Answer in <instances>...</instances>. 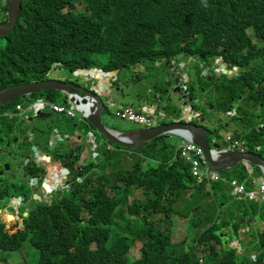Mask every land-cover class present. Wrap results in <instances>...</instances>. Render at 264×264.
Returning a JSON list of instances; mask_svg holds the SVG:
<instances>
[{
	"label": "trees",
	"instance_id": "trees-1",
	"mask_svg": "<svg viewBox=\"0 0 264 264\" xmlns=\"http://www.w3.org/2000/svg\"><path fill=\"white\" fill-rule=\"evenodd\" d=\"M3 10L0 23L8 21L7 2ZM4 39L0 90L46 81L56 67L101 68L119 74L137 64L150 68L169 63L173 56L179 61L186 55L221 56L227 70L237 66L240 74L232 79L222 69L213 74L227 76L220 79L225 92H230L225 93L228 100L240 98L247 106L237 109V123L243 129L236 137L252 150L260 146L264 157V117L257 118L254 111L256 107L264 111V0H22L16 27ZM187 70L194 82L202 79L203 69ZM236 83L238 95L231 89ZM44 92L54 102L57 92ZM38 95L31 96L36 100ZM13 102L14 107L24 103ZM168 136L154 137L136 150L110 142L113 148L103 150L106 160L121 152L138 158L127 171L107 180L94 172L104 163L83 166L75 150L79 145L66 150L62 156L72 189L52 205H38L10 227L0 218V264H19L26 245L35 249L36 264H260L264 230L257 228L248 242L239 232L245 220L264 221V204L259 202L224 203L228 206L217 209L211 225L208 216L190 220L195 229L192 240L174 238L169 222L176 214L184 215L174 209L181 191H186L184 197L192 207L202 189L214 196L228 193L232 180L241 183L248 175L245 165L239 164L232 175L221 172L225 181L207 186L193 177L190 163L177 154L179 146L174 151L164 141ZM149 162L157 164L152 167ZM254 173L262 176L258 167ZM251 186L248 182L246 188ZM135 189L143 197L129 200ZM202 218L206 228L200 226ZM227 238L230 244L225 243ZM136 242L141 245L139 258L132 259L129 253Z\"/></svg>",
	"mask_w": 264,
	"mask_h": 264
},
{
	"label": "rangeland",
	"instance_id": "rangeland-1",
	"mask_svg": "<svg viewBox=\"0 0 264 264\" xmlns=\"http://www.w3.org/2000/svg\"><path fill=\"white\" fill-rule=\"evenodd\" d=\"M6 0H0V6H2L3 8L6 6ZM80 8V7H79ZM7 46V40L2 38L0 39V47L4 48ZM260 61V59L258 60ZM258 61L256 60L254 62V64H257ZM168 68V64L167 62L164 63H160L158 66L157 65H152L150 68H144L141 65H134L131 66L130 69H123L120 73V77L123 79L125 78V74H130V77L132 76V78H130V84H132L133 87H140V93L139 96L137 97L136 95L128 97L125 100H120L118 103H120L121 105H133L136 109L137 108H142V113L145 116H149L151 115L152 112V107L156 108L157 110H162L163 106L162 105H156L153 106V102L157 99L155 96L158 93L157 91L159 90L160 87H162V83L164 81V77L162 76V74L164 73L165 70H167ZM238 68V67H237ZM232 68V75L233 77H237L240 74V70L239 68ZM84 69L85 68H78L76 70H70L64 67H56V68H52V73L53 71H57L58 73V77H54V78H58V79H68L71 81H75L77 83H79L80 85H84L87 86L88 88H95V90L97 92H100L101 89L103 88L104 85H107V87L110 85L108 83H103L101 82L102 80H98L95 79L93 77H87L84 74ZM95 71H100L102 70L101 68H92ZM199 71L202 68H198ZM111 71H114V73L111 74ZM147 71H149V76L153 75L157 78H163L162 81L160 82H154L153 85L157 87L154 88V86L150 85V81H148L147 78ZM219 71V69L217 70ZM51 73V75H52ZM215 73L214 69H211V74L214 75V81H213V77H211V80H209L208 78L206 79L205 73H201V78L199 80V82H194L192 77L191 79L188 81V85L190 87L192 96L191 98H201L203 100V104H199L196 102L191 103V106L193 107V112H191L189 107H183V111H181V108L178 107V105L176 104H171L169 103V107L166 109V112L168 114V119L165 121H160L157 122L158 124L163 123V122H169L170 119V114L173 113L176 116H173L174 119H185L188 114H191L192 118H194V120L196 121L195 124H199L200 120L199 115H202V113H204L207 117V129L210 135V139L214 140L216 138V136L212 135L211 130L214 129V126L217 124H221L220 126V135L219 137H226V133L229 131V129L232 127V130H234V133H236L237 131L240 132V127L238 126L237 123V114H239L237 112V109L240 106L243 107H247L245 106L244 101L242 102L241 99L239 98L238 100H235V98H233L232 100H228L227 95H225V93L229 94L230 96V92H225V89H223V84L224 83L221 79H225L227 76L226 75H221L219 76L220 78H218L217 74H213ZM115 74V70H110L109 73L106 76H111ZM192 76L193 74L190 73ZM229 74V73H228ZM50 75V77H51ZM139 77V80H136V77ZM146 79V80H145ZM144 81L146 84H141V82ZM151 86V87H150ZM238 86V84H234L232 86V92L234 93V95H238V92H241L238 88L237 90H235V88ZM202 87V88H200ZM150 88L152 89V95L147 94L146 90ZM103 90V89H102ZM57 92V91H56ZM44 93V92H42ZM184 93V92H183ZM223 94V95H222ZM188 97V96H187ZM228 101H226V98ZM240 97V96H239ZM16 99H21V98H16ZM63 95L60 92L55 93V97H54V103H58V104H63ZM15 100V99H13ZM13 100L6 104L5 108L0 107V113H4L5 111L8 112H13L15 107H14V102ZM34 99L31 96L28 101H23L25 106H28L31 102H33ZM12 103V104H11ZM117 103V104H118ZM176 106L177 107V113L175 114V108L173 107ZM69 106V103L66 104V107ZM152 106V107H151ZM171 107V108H170ZM224 107V109H223ZM185 108V109H184ZM229 110V112L232 111V115L234 116H226V114H228L229 112H227V110ZM246 110H249V112H252L253 109L251 108H247ZM254 111L257 113V118L258 117H264V111L262 108L256 107L254 109ZM118 105H116L115 107L107 110V112L104 114V122L110 126L113 127H117L119 130L122 131H127L129 129H133V128H137L138 126L130 123L127 120L122 119L119 114H118ZM45 114H50L49 118H34L31 122L25 123L23 124L26 128V130H31V132H34V134H36V136H40V135H44V131L46 129L47 126L53 127V129H56L57 134H61L59 132V130L63 133L62 128L64 129L65 126H68L69 128L67 129L68 133L70 134V139L66 142H60V144H62V147H58L55 149V152L58 154V156L61 159H65V156H62V152L63 150H65L63 153H66V150L69 151L70 148L72 146H75L76 144L79 145V147H76L75 150H79L80 152V159H79V164L85 166L86 163H88L89 165H91L90 163H95L96 165L99 164V160L98 162H96L95 158L90 156V152L87 149V147L84 145V140L81 139H77V135L74 134V130H72V128L70 126H72V122H77L79 119V112H76L77 114V118H68L67 116H63L61 114H57L54 112H51L48 108L46 109V111L44 112ZM212 113V114H209ZM30 115H32V113H30ZM153 116V115H152ZM240 116V115H239ZM156 121V119H155ZM155 125H158V124ZM229 124V126H228ZM21 124V119H16L13 120L11 118H2L0 121V131H4L3 133H0L1 138L6 137V141L4 143V147L6 146V144L8 142L11 143H16L13 140V136H17L13 134V131L16 130V128L20 127ZM59 129V130H58ZM225 131V133H224ZM49 134H45L44 136H48ZM212 135V136H211ZM218 137V138H219ZM101 135H98V145H97V153L99 152V159L101 157V162L104 163L103 167H96L94 172L96 174V176H100L103 177L104 179H109V177H113L114 174H118L120 172L123 171H127L137 160V156H131L128 157L125 153L121 152L120 154H115V156H112L111 160H106L105 156L103 155V150L106 148L107 146V141H103L101 139ZM164 141L169 143L171 145V149H173L175 151V149L177 148V146H180L181 144V137H177V136H171L169 135L168 137L164 138ZM72 142V143H71ZM159 142V141H158ZM20 143V142H17ZM32 141H28L25 143V148L24 150L27 153H32L34 150L32 148L31 150V145H32ZM51 148L52 147V142H49ZM12 144V145H13ZM12 145L10 147H12ZM71 145V146H70ZM6 149H9L7 147H5ZM11 149V148H10ZM12 152V151H11ZM82 152V153H81ZM13 153V152H12ZM94 153V151H93ZM14 154V153H13ZM50 155V154H49ZM51 156V155H50ZM1 160H0V164H2L3 160H4V156L0 155ZM91 157V158H90ZM7 159V158H5ZM56 159V158H54ZM146 163L145 166L143 165V168H146ZM155 163L154 162H149V166H154ZM244 165V164H243ZM109 173V174H107ZM225 174L227 175H232V171H226ZM1 179V178H0ZM2 179H4L2 177ZM15 181V180H12ZM18 181H20L18 179ZM77 183V182H76ZM63 196H66L65 191L63 190ZM19 191L15 192L14 195L15 197L19 195ZM25 195L28 196L29 201H32V193L31 192H24ZM172 194V193H171ZM192 194V191H189V196ZM169 195V193L166 194V196ZM175 195V193H174ZM186 195V191H181L178 197V203H177V207H174V209L178 212H182V214L184 215H177L175 217H172V221L169 222L170 224H172V230H173V235L174 238H177L179 240H182V238L188 237V240L192 238H194L195 236V229L191 223L190 220L197 218L198 215H201L203 218L204 216H208V221H209V225H211L215 219L218 217L217 215V209L219 207H221L223 210L224 208H226V206L228 205H223L224 203H229L234 200H238L237 198H235L232 195V191L229 193H222L221 195L216 194L215 196L213 194H207V191H204L202 189V191L200 192L198 198L195 200V203L193 204L192 207H190V205H188L189 201L186 200V198L184 197ZM142 194L141 191L138 189L132 190L131 194L129 196V200H132L133 198H142ZM233 197V198H232ZM10 198H12V196L10 195ZM214 200V201H213ZM199 201L198 206H196V202ZM240 201V200H238ZM247 201V200H244ZM249 202V201H248ZM5 208L7 209V205H5V200L2 201L0 203V208ZM240 210H237V213H239ZM241 214V213H240ZM222 216H225L224 212H222L221 214ZM220 215V217H221ZM11 217H9L7 214H4L2 221L6 222V219H12L13 216H15V214L13 212H11L10 214ZM163 214H159V218L162 217ZM7 217V218H6ZM202 218L203 223L200 225L204 228H206V222L205 220ZM184 222L181 225V228H179L180 230H178V224ZM264 225V222H262ZM7 227H10L11 224H13V222L9 221L6 222ZM261 223H258V227L260 228ZM20 227V226H18ZM12 228V232L17 231V228ZM204 228H201L204 229ZM9 229V228H8ZM256 231V229H251V231H249V233L247 234V239L248 240H252V235L253 233ZM221 236V234H220ZM243 237V235L241 236ZM222 238V237H221ZM246 238H244L245 241H247ZM229 240L228 238L226 239V241ZM225 241V243H226ZM190 244H192V241L189 242ZM235 244H237L236 242H234ZM240 243L242 244L243 242L240 241ZM140 243L136 242L132 248L130 249V253L129 256L132 259H137L139 258V251H140ZM182 247V246H181ZM22 252H23V257H21V260H19V264H36L37 262V257H36V251L35 249H33L30 245H26L22 248Z\"/></svg>",
	"mask_w": 264,
	"mask_h": 264
},
{
	"label": "water",
	"instance_id": "water-1",
	"mask_svg": "<svg viewBox=\"0 0 264 264\" xmlns=\"http://www.w3.org/2000/svg\"><path fill=\"white\" fill-rule=\"evenodd\" d=\"M8 3V21L5 23H0V38L7 37L9 33L16 27L20 11L22 8V0H6ZM186 59V58H185ZM223 73H227V69L225 68L224 64H221ZM234 68H237L235 66ZM172 70V76L171 78L174 79V81H170L166 78L165 79V86L169 89L173 88L172 91L166 90L165 94L166 97L162 98L163 92L158 91L157 95L155 96L157 99L153 102V105H162L163 111L166 115V109L169 107V103L171 104H177L179 108H181V111H183V107L186 106V104L193 103V100L191 98L187 97V93H183L181 88L182 80L186 77H188L187 74H185V69L182 68L181 65L178 66V68H170ZM114 73V71H111V74ZM104 75V74H103ZM209 80H211V77H209ZM115 82V81H114ZM186 85L184 82L183 85ZM114 86H117L114 89ZM129 85L124 84V87L121 88L120 84L110 83V85L107 87V85L103 86V90L101 89L100 92H97L95 88H88L87 86H82L74 81L66 80V79H58L54 77H50L46 81H33L30 83H24L20 85H14L7 87L3 90H0V107L4 106L8 103H10L13 99L21 98L23 100L27 99V96L33 95L36 93L54 90L57 92H60L63 95V104H74L75 106L79 108L88 109L89 115L86 119V125L87 128L85 130H89L90 133L94 135V140L98 144V135H101V139L103 141H110L113 142L116 145L126 147L130 150H136L140 149L147 141L151 140L154 137H160L164 135H171V136H177L181 137L183 139H191L193 142H195L197 145L203 148L204 153L206 155V158L208 160L209 165L216 170L217 172H224V171H232L237 167L239 164H247L249 167L255 166L258 167L264 176V157L258 153L257 150L255 151H246L242 152L239 150H232V149H225L224 144L222 142H219V135H220V126L221 124H217L214 126V129L211 130L212 135L216 136L213 142H211L209 132L206 126L207 118H201V121L199 124H195L189 120L194 119L192 118L191 114H189V118L185 119H174L173 116H176L173 114V116L170 117L169 122H164L162 124L154 125L153 127H137L133 129H129L127 131L122 130H116V128L112 129L105 125L103 121V117L105 112L107 110L113 108L116 106V101L119 102L120 100H125L129 96L126 94ZM148 94H150L148 92ZM39 98H44L45 100H49L48 96H44V94H39ZM175 108V114L177 113V107L173 105ZM171 108V107H170ZM185 109V108H184ZM192 109V108H191ZM230 110V109H229ZM50 114H45L44 112H40L38 116H33L28 118V122H31L34 118H49ZM201 115H199L200 119ZM163 121L168 119V116H163ZM25 121H22L21 124H25ZM75 129H83L79 128L78 124L74 125ZM75 131V134H77V139H81L84 137V140L87 142V146L89 148H92L93 142L89 140L90 136L89 134H83L84 131ZM17 130L13 131V134L17 133ZM3 131H1L2 133ZM28 131L26 130V133ZM88 132V133H89ZM48 133V138L50 141H52V147H55L59 141H67L69 138L63 139V134L61 133L60 136H58L56 129H53V127L47 126L44 133ZM24 134V128H21L18 130V135L13 138L12 141L16 143L8 142L6 144V147L9 149H6L3 145L5 143L4 138L0 139V155L4 156V160L2 163L6 162L9 166L11 163H17L19 162V166L21 167L23 165V157H24V142H28L30 140V137L28 134H25L22 139L19 138V135ZM211 135V136H212ZM59 137V138H58ZM219 137V138H218ZM6 138V137H5ZM53 139V140H52ZM20 142V143H17ZM13 144V145H12ZM12 145V147H10ZM11 148V149H10ZM33 150L36 152L35 157V164L38 166L40 165V158L37 157L39 154L38 147L36 145L32 146ZM14 153H12V152ZM42 158L45 160H50L51 156L49 154H42ZM40 157V156H39ZM7 158V159H5ZM96 162L99 160V156H94ZM1 160V157H0ZM8 168V167H7ZM67 171H65L66 176ZM57 174H54V177ZM79 178L81 175L78 176ZM245 177L242 178L244 180ZM60 188V187H59ZM58 188V190H59ZM58 190L56 191V194L58 193ZM20 200V199H19ZM18 201V199H17ZM28 213H24V217H27ZM14 219V218H12ZM11 219V220H12ZM9 221V219H7ZM264 227V225H263ZM243 235V232H240V236ZM264 264V260L260 263Z\"/></svg>",
	"mask_w": 264,
	"mask_h": 264
},
{
	"label": "flooded vegetation",
	"instance_id": "flooded-vegetation-1",
	"mask_svg": "<svg viewBox=\"0 0 264 264\" xmlns=\"http://www.w3.org/2000/svg\"><path fill=\"white\" fill-rule=\"evenodd\" d=\"M222 63L225 64L221 56H218L217 58L213 59L212 56L206 57L205 54H199V57L196 55H186L183 57V61H179L178 58H175L173 56V60L169 63L167 62L168 68H178L179 65H181L182 68L184 69L185 68H202L203 73H205L204 77L206 79L207 78L209 79V77H211V69H214L215 73H218L217 70L218 69L220 70L223 68L221 66ZM159 64L160 63H157L156 65L158 66ZM228 73L230 74V78L232 79L233 77L232 68L227 71V74ZM185 74H187L188 77L184 78L182 82L183 83L185 82L187 84L188 91L186 93H187L188 98H191L192 93L188 85V81L191 79V75H189L187 71H185ZM66 80L68 81V79ZM171 81H174V79H171ZM166 90L172 91L173 88L169 89L165 86V84L162 83V87H160L158 90V91L163 92V95H160L162 96V98L166 97L167 95L165 94ZM39 94H42V93H39ZM43 94L45 96V92ZM191 99L193 101H196V103H199L200 105L203 104V100L201 98L197 97V98H191ZM191 108L192 109L190 110L191 112H193V107L191 106ZM227 112L229 111L227 110ZM209 114H212V113H209ZM16 117H20V116L18 115L15 116L14 117L15 120H16ZM201 118H207V117L204 113H202L200 120H198L199 123L201 121ZM189 121L193 123L196 122L194 119H191ZM25 122L28 123V120H26ZM72 125H74V123H72ZM65 127L68 128V126H65ZM21 128H24V134L19 135V138L22 139L24 136H26L25 134H28V136L30 137L29 141H32L34 133L31 132V130H28V132L26 133V128L23 124L20 127L16 128L17 133H15L14 135H18V130H20ZM14 137L15 136H13V138ZM0 139H1V135H0ZM25 143L26 142H24V145ZM33 145H36V144L32 143L31 150H32ZM24 154L25 155L22 159L23 165L21 167L19 166V162L11 163L10 166L6 162L0 164V178H1L0 179V203H1V200L2 201L5 200V205H7L8 207L7 209L3 207L0 209L1 220L3 219L4 214L10 215L11 212H13L15 214V216H13L14 218L13 223L20 222L23 219L25 212H27L29 215L30 212L33 211V209L36 208L38 205H44V204L52 205L54 202H56L63 196V192H62L63 190L66 193L72 189L71 173H66V176L64 174L65 173L64 164H65L66 158L64 160L61 159L58 156V154H56L55 152V156L53 157V160L55 163L53 162L49 165V162L51 159L45 160L44 158H42L41 156L42 154L39 153L37 157L40 158L41 160L40 162L41 166H38L35 164V157H36L35 151H33L32 153H27L26 151H24ZM63 154L64 153H62V155ZM34 169H38V172L34 173ZM54 174H57V175L54 177ZM2 177L4 179H2ZM18 179L20 181H18ZM12 180H15V181H12ZM57 190L59 194H56ZM17 191H19L20 193L18 196L15 197L14 193ZM24 192L32 193L31 202L29 201L28 196L24 194ZM10 195L12 196V198H10ZM17 199H18V202H16ZM6 222H9V221L6 219Z\"/></svg>",
	"mask_w": 264,
	"mask_h": 264
},
{
	"label": "built area",
	"instance_id": "built-area-1",
	"mask_svg": "<svg viewBox=\"0 0 264 264\" xmlns=\"http://www.w3.org/2000/svg\"><path fill=\"white\" fill-rule=\"evenodd\" d=\"M2 9L0 8V13ZM85 76L88 75V70L84 69ZM183 90L187 91V86H183ZM68 104V103H67ZM50 108L57 114H62L67 116L68 118H77L76 112H79V123H83L86 121L88 117V109L79 108L74 104H70L66 107L62 104H56L44 101L43 99H38L37 101L30 103L28 106L25 104H20L15 107V112H8L5 111L4 113H0V121L4 118H11L13 119L15 116H20L21 118H27L30 113H33L35 116L43 111L45 108ZM15 113V114H14ZM119 116L129 121L130 123L137 124L141 127H151L154 125V121L146 117L143 114L136 112L131 107L121 108L119 112ZM92 141L94 142L93 155L97 156L98 153L96 151V142L94 140V135L92 133H88ZM224 148L225 149H232V150H240V151H247L249 149V144L243 140L242 138L236 137L233 134H227V136L223 140ZM259 149V147H257ZM178 150V149H177ZM186 160V162L190 163L191 166V173L193 177H195L198 181L204 182L207 186H210L213 182H218L220 180L225 181V178L221 177V173L214 170L208 163L206 155L202 147L197 145L191 139H183L181 140V144L179 146V150L177 154ZM248 178L239 183L236 179L232 180L230 183V191H232V195L240 201L244 200H261L264 201V179L260 178L254 181L253 179V170L248 168ZM252 183L255 185V189L249 190L247 187V183Z\"/></svg>",
	"mask_w": 264,
	"mask_h": 264
},
{
	"label": "crops",
	"instance_id": "crops-1",
	"mask_svg": "<svg viewBox=\"0 0 264 264\" xmlns=\"http://www.w3.org/2000/svg\"><path fill=\"white\" fill-rule=\"evenodd\" d=\"M130 69V68H129ZM188 68H185V71H187V73H188V70H187ZM51 73H52V70L50 71V75H51ZM109 73V71H105V70H100V71H95L94 69H90V70H88V76H90V77H93V78H95V79H98V80H102L101 82H103V83H108V84H110V83H115L116 85L117 84H120V87L121 88H123L124 87V84H127V85H129V89H128V91H127V95L129 96V97H131V96H134V95H136L137 97L139 96V93H140V87H133L132 86V84H130V78H132V76L130 77V74H125L126 76H125V78H121L120 77V73L118 74V73H116V71H115V74H113V75H111V76H106L107 74ZM104 74V75H103ZM50 75H49V78H50ZM147 78L146 79H148V81H150V85L152 86L153 85V83L154 82H160V81H162L163 80V78H157V77H155V76H153V75H150L149 76V74L147 73ZM87 76V77H88ZM162 76L164 77V78H166V79H168V80H170L171 81V76H172V70L170 69V68H168L167 70H165L164 71V73L162 74ZM51 77H58V73H57V71H53V73H52V75H51ZM139 79V77L137 76L136 77V80H138ZM145 79V80H146ZM115 81V82H114ZM141 82V81H140ZM166 81H165V79H164V81H163V84L165 83ZM183 83V82H182ZM79 84V83H78ZM141 84H146L144 81H142L141 82ZM150 86V87H151ZM154 86V85H153ZM117 86H114V89L116 88ZM154 88H156L157 89V87L156 86H154ZM152 89H150V88H148L147 90H146V92H147V94H148V92L150 93L149 95H152ZM157 95V94H156ZM28 101V100H27ZM116 101V103H118L117 102V100H115ZM116 105H118V111L120 112V110H121V108H125V107H131V108H133L134 110H136L138 113H142V108H135L133 105H129V104H126V105H121L120 103H118V104H116ZM189 104H186V106H188ZM154 106V105H153ZM152 107V106H151ZM119 112H118V114H119ZM153 115V116H152ZM63 116H65V115H63ZM163 116H168L167 115V112H166V115H165V112L163 111V110H157L156 108H153L152 107V112H151V115H149V116H146V117H149V118H151L153 121H154V123L156 124L157 122H160V121H163L162 119H160V118H162ZM170 116H173V113H171L170 114ZM66 117V116H65ZM29 118V116L27 117V118H20V117H16V119H21V122L23 121V120H27ZM187 118H189V114H188V116H187ZM155 119H156V121H155ZM13 120H15V118H13ZM103 121H104V119H103ZM72 123H75L74 125H76V124H78L77 122H72ZM105 123V122H104ZM164 123V122H163ZM158 124V123H157ZM160 124H162V123H160ZM74 125H72L71 126V128H72V130H74V131H76V130H78V131H80V133H81V131H83V130H85V128H87V125H86V121L85 122H83V123H80L78 126H79V128H83V129H75L74 128ZM105 125L107 126V127H109V128H112V129H114V128H116V130H118V128L117 127H113V126H110V125H108V124H106L105 123ZM228 126H229V124H228ZM69 128V127H68ZM68 128H66V127H64V129L62 128V130H63V133H68V131H67V129ZM243 129V127L241 126L240 127V130H242ZM59 130V129H58ZM28 131V130H27ZM86 131V130H85ZM84 131V132H85ZM59 132L60 133H62L60 130H59ZM34 133V132H33ZM86 133V132H85ZM85 133L83 134V136L85 135ZM224 133H225V131H224ZM228 133H234V130H232V127L229 129V131H228ZM46 134H48V133H46ZM69 134V133H68ZM74 134H75V132H74ZM45 135V134H44ZM44 135H40V136H36V134H34V136H33V140L32 141H34L33 143L34 144H36L37 145V147H38V150H39V153L40 154H50L51 156H52V158H51V160H50V162H49V165L51 164V163H53L54 162V160H53V157L55 156V149L56 148H58V147H62V144H60V142H66V141H59L58 142V144L54 147V148H51V146H50V144L48 143V141L49 142H52V141H50L49 140V138H48V136H44ZM61 134H58V136H60ZM70 135V134H69ZM59 138V137H58ZM70 139V137L67 139V141ZM81 139H83L84 140V137H82ZM81 139H80V141H81ZM53 140V139H52ZM223 140H224V137H222V139L221 138H219V142H222V143H224L223 142ZM85 141V140H84ZM88 142V141H87ZM87 142L85 141L84 142V145L87 147V149L89 150V152H90V155H92V152H93V150L91 149V148H89V146H87ZM211 142H213L212 140H211ZM72 143V142H71ZM78 144H80V143H78ZM78 144H76L75 146H78ZM71 146V145H70ZM75 146H72L70 149H72V148H74ZM92 150V151H91ZM65 150H63V152H64ZM62 152V153H63ZM77 152V151H76ZM121 152V151H120ZM82 153V152H81ZM99 162H101V157H100V159H99ZM55 163V162H54ZM82 164V163H81ZM88 163H86V165H87ZM155 164H157L156 162H155ZM243 165V164H242ZM245 168H246V174H248L249 172H248V166L245 164ZM107 174H109V173H107ZM225 176V175H224ZM262 176H263V174H262ZM256 177H260V176H256ZM78 179H79V181L81 180V177L79 178L78 177ZM56 180H58V179H56ZM59 180H60V178H59ZM257 179H254V181H256ZM255 185H253V186H251V189H255ZM226 190V189H225ZM226 192H231L230 191V187H229V189L228 190H226Z\"/></svg>",
	"mask_w": 264,
	"mask_h": 264
},
{
	"label": "clouds",
	"instance_id": "clouds-1",
	"mask_svg": "<svg viewBox=\"0 0 264 264\" xmlns=\"http://www.w3.org/2000/svg\"><path fill=\"white\" fill-rule=\"evenodd\" d=\"M1 9H2V12L0 13V15L1 14H3L4 13V10H3V8L2 7H0ZM238 69V68H237ZM185 85V84H184ZM183 83H181V88H182V91L183 92H187L188 91V87H187V91H184L183 90ZM186 86H187V84H186ZM158 92V91H157ZM31 97V95H29V96H27V99H25V100H23V101H27L29 98ZM38 99H43L44 101H47V102H51V101H49V100H45L44 98H37L36 100H34L33 102H35V101H37ZM33 102H31V103H33ZM193 102H196V101H193ZM51 103H54V102H51ZM22 104H24V103H22ZM56 104H58V103H56ZM5 106V105H4ZM17 106V105H16ZM1 107H3V106H1ZM186 107V106H185ZM187 107H189L190 109H191V103H189V105L187 106ZM48 108V107H47ZM47 108H45L43 111H40V112H45L46 111V109ZM51 112H54V111H52L50 108H48ZM136 111V110H135ZM228 111H229V109H228ZM13 112H15V109H14V111ZM137 112V111H136ZM55 113V112H54ZM39 114V113H38ZM47 115V114H46ZM89 115V114H88ZM168 115V114H167ZM238 115V114H237ZM33 116H35L33 113H32V115H29V118L30 117H33ZM36 116H38V115H36ZM226 116H234V115H232V111L231 112H229L228 114H226ZM21 118V117H20ZM77 123H78V125L80 124L78 121H77ZM135 125H137V124H135ZM154 125H155V123H154ZM153 125V126H154ZM137 126H139V125H137ZM153 126H151V127H153ZM139 127H141V126H139ZM143 128H145V127H143ZM147 128V127H146ZM86 133L85 134H88V132H89V130L87 131H85ZM63 135V139H65V138H68V137H70V135L68 134V133H62ZM227 134H233V135H235L236 136V133H226V135ZM77 135V134H76ZM221 138V137H220ZM89 140L91 141V142H93L92 141V138H89ZM244 140V139H243ZM96 144V146L98 145L97 144V142L95 143ZM93 146H94V142H93ZM93 146H92V150H93ZM107 149L109 148V149H112L113 148V146H112V144L110 143V141H107ZM257 147H259V149H257ZM260 149H262L260 146H256L255 148H254V150H252V148H251V145H249V149L247 150V151H255V150H260ZM91 150V151H92ZM98 149L96 148V151H97ZM94 151V150H93ZM240 151V150H239ZM242 152H246V151H242ZM259 153V152H258ZM98 154H99V152H98ZM260 154V153H259ZM92 157H94V155H93V152H92V155H91ZM96 156V155H95ZM97 156H99V155H97ZM245 165V164H244ZM247 165V164H246ZM248 166V168H251L252 170H253V179H260V178H262V179H264V176H261V177H256L255 176V173H254V168H255V166H252V167H249V165H247ZM262 172V171H261ZM221 173V172H220ZM263 174V173H262ZM248 175V174H247ZM245 180V179H244ZM243 180V181H244ZM252 186H253V184H252ZM249 190H251V189H249ZM247 201H251V202H253V201H255V202H259L260 204H264V201H261V200H247ZM16 202H18V201H16ZM262 222H264V221H261V220H258V221H256V220H254V219H249V221H247V220H245L244 221V224L241 226V228H240V230H239V232H243V237H241V239L243 240V241H245L244 240V238H248L247 237V234L249 233V231H251V229L252 228H255V229H257V228H259L257 225H258V223H261V225H260V230L261 231H263L264 230V227H263V223ZM225 233H227V232H225ZM226 236V235H224V234H221V236ZM229 240H227L226 241V244H230V241H231V239L230 238H228ZM249 240L247 239V242H248ZM234 242H236L235 240L232 242V244H235ZM236 243H238V242H236ZM239 244H237V246H238Z\"/></svg>",
	"mask_w": 264,
	"mask_h": 264
},
{
	"label": "bare ground",
	"instance_id": "bare-ground-1",
	"mask_svg": "<svg viewBox=\"0 0 264 264\" xmlns=\"http://www.w3.org/2000/svg\"><path fill=\"white\" fill-rule=\"evenodd\" d=\"M10 220V219H9Z\"/></svg>",
	"mask_w": 264,
	"mask_h": 264
}]
</instances>
